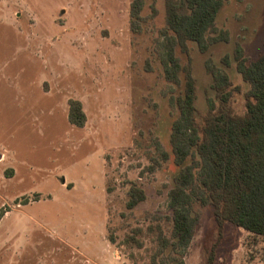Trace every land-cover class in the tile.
<instances>
[{"label": "rangeland", "instance_id": "1", "mask_svg": "<svg viewBox=\"0 0 264 264\" xmlns=\"http://www.w3.org/2000/svg\"><path fill=\"white\" fill-rule=\"evenodd\" d=\"M133 2L0 0V264H148L152 229L169 232L179 167L168 136L183 72L179 84L164 77L165 0H141L136 25ZM214 27L228 40L175 50L195 79L198 129L208 102L219 106L210 69L230 80L229 108L244 110L233 52L261 51L264 0H223ZM70 99L82 126L68 121ZM132 184L144 199L127 208ZM192 207L195 234L165 262L205 264L215 243L212 264H264V236L226 222L218 237L213 207ZM135 227L142 247L122 242Z\"/></svg>", "mask_w": 264, "mask_h": 264}, {"label": "trees", "instance_id": "2", "mask_svg": "<svg viewBox=\"0 0 264 264\" xmlns=\"http://www.w3.org/2000/svg\"><path fill=\"white\" fill-rule=\"evenodd\" d=\"M141 3L134 0L131 5L135 25ZM222 4L223 0H165V25L161 29L165 38V55L161 60L164 77L179 84L180 71L183 72L182 89L174 97L178 114L171 122L168 136L172 161L179 168L168 190L170 229L168 233L160 226L152 229L148 264H169L165 257L170 251H181L189 245L199 221L193 200L213 207L218 237L226 222L253 236H264V41L261 51L252 59L246 58L238 47L233 52L234 68L247 85L241 113L233 112L227 105V88L231 84L228 76L210 69L211 88L219 106L215 109L213 101L208 102L200 129L195 121V79L191 66L189 62L181 64L175 51L178 47L186 52L189 41L203 52L210 44L228 40L225 31L214 27ZM222 60L227 62V56ZM68 104V121L82 126L85 114L81 103L70 99ZM143 199V190L132 184L127 191L126 207L133 208ZM3 214L4 210L0 211V218ZM132 232L122 242L142 247L143 241L136 237L141 229L135 227ZM214 248L215 243L205 264L213 263ZM173 261L172 264H183L181 257H173Z\"/></svg>", "mask_w": 264, "mask_h": 264}]
</instances>
